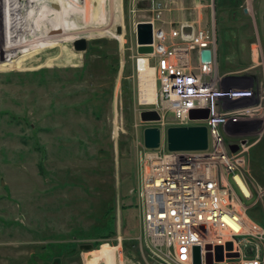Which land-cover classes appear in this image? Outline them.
Returning <instances> with one entry per match:
<instances>
[{
	"label": "rangeland",
	"instance_id": "1",
	"mask_svg": "<svg viewBox=\"0 0 264 264\" xmlns=\"http://www.w3.org/2000/svg\"><path fill=\"white\" fill-rule=\"evenodd\" d=\"M143 22L214 32L223 87L249 75L248 47L236 45L262 37L264 0H0V264H158L141 243L137 195L150 127L139 116L157 110L139 104ZM259 121L224 139L239 146L255 196L246 216L264 229Z\"/></svg>",
	"mask_w": 264,
	"mask_h": 264
},
{
	"label": "built area",
	"instance_id": "2",
	"mask_svg": "<svg viewBox=\"0 0 264 264\" xmlns=\"http://www.w3.org/2000/svg\"><path fill=\"white\" fill-rule=\"evenodd\" d=\"M152 38L153 53L138 55L148 66L155 62L159 86L156 102L140 98L139 104L156 106L161 117L148 125L159 128L162 137L171 127L204 126L208 149L171 153L162 139L159 150L140 154L142 246L158 264H195V248L201 264H264V229L246 216L255 196L244 177V159L241 152H230L224 139L227 127L263 118L264 99L257 100L251 89L218 86L214 32L190 24L170 31L153 25ZM204 50L212 51L211 63L201 62ZM195 110L208 111V118L192 120ZM220 247L223 261L217 262Z\"/></svg>",
	"mask_w": 264,
	"mask_h": 264
},
{
	"label": "water",
	"instance_id": "3",
	"mask_svg": "<svg viewBox=\"0 0 264 264\" xmlns=\"http://www.w3.org/2000/svg\"><path fill=\"white\" fill-rule=\"evenodd\" d=\"M152 23H139L136 25V42H137V54L140 56H148L153 53V25ZM118 35L122 34V29H117ZM76 51H85L87 48L86 41L76 40ZM201 62L211 63L212 51L204 50L201 53ZM208 111H192L190 113L192 120H203L208 118ZM156 110H145L140 113V119L144 124H152L161 121V117ZM208 130L204 126H186V127H171L166 131V146L168 151H205L208 149ZM161 130L157 127H147L143 132V141L145 150H155L160 148L162 142ZM239 150L238 145L231 146L232 153H237ZM92 246H83L81 249L85 251H92ZM232 243H227V251H232ZM223 249L220 247L216 252V261H223ZM198 248L194 249V263L201 264V258L199 257ZM228 257L234 258L236 255H229Z\"/></svg>",
	"mask_w": 264,
	"mask_h": 264
},
{
	"label": "crops",
	"instance_id": "4",
	"mask_svg": "<svg viewBox=\"0 0 264 264\" xmlns=\"http://www.w3.org/2000/svg\"><path fill=\"white\" fill-rule=\"evenodd\" d=\"M247 1L248 0H245V2ZM243 11L245 15L252 14L250 10H248V8H244ZM237 12H238L237 10H233L230 13L236 14ZM261 33H262V37H259V38L256 37L253 41H250V42L249 41L248 42L239 41L238 44L236 43L237 47H241V46L248 47L249 59L247 60H248V63L250 64L247 66H244L243 68H246V71L247 73H249V75L232 77V78H229L228 82H226V85H228L231 88L253 90L257 95V98H256L257 100L258 98H262L264 95V28H262ZM216 57H217L216 62L218 66V62H221L223 60L222 54L220 52H217ZM247 123L249 126H252L253 128H258L262 125V122H260L259 120H251ZM229 127H235V125L229 126Z\"/></svg>",
	"mask_w": 264,
	"mask_h": 264
},
{
	"label": "bare ground",
	"instance_id": "5",
	"mask_svg": "<svg viewBox=\"0 0 264 264\" xmlns=\"http://www.w3.org/2000/svg\"><path fill=\"white\" fill-rule=\"evenodd\" d=\"M102 5H103V9H102V17L104 19V24L107 23L106 22V15L105 13V9H104V5L106 4V2L102 1ZM105 3V4H104ZM108 18V17H107ZM104 28V27H103ZM111 32V31H110ZM147 61L146 59H141L139 61V63L137 64L139 67V73L141 75V78L144 79V84L142 86V93H141V98L142 101H149V102H156V81L154 79V70H152L151 68H149V66L146 64ZM202 253H206V251H202Z\"/></svg>",
	"mask_w": 264,
	"mask_h": 264
}]
</instances>
